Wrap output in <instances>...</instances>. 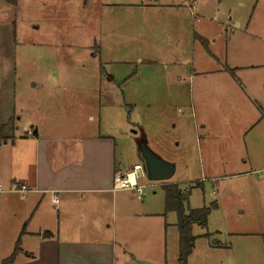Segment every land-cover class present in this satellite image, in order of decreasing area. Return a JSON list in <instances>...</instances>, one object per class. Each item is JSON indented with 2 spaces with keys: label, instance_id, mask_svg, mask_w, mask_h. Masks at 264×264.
Masks as SVG:
<instances>
[{
  "label": "rangeland",
  "instance_id": "374dc122",
  "mask_svg": "<svg viewBox=\"0 0 264 264\" xmlns=\"http://www.w3.org/2000/svg\"><path fill=\"white\" fill-rule=\"evenodd\" d=\"M149 1L169 0H18L14 6L5 4L13 9L17 24L15 94L44 104L50 102L54 110L50 109L48 120L54 121L57 131L83 127L113 136L118 167L139 162L134 152L143 139L157 156L175 162L169 179L149 180L145 175L139 180L144 186V198L152 197L155 191L160 200L164 198L162 184L177 182L182 189L190 188V207L215 201L217 208L211 211L206 227L197 224L192 227L196 240L189 264H264V184L258 188L257 183L264 177V169L255 170L264 161L262 149L257 146L260 141L255 138L254 145L248 144L256 130L248 136L240 134L238 121L243 109H231V104L223 110L217 94L208 93L210 100L207 94H198L199 84L213 79L207 75H190L188 52L186 58L154 53V44L166 37L168 12H161L160 20H150L144 12L135 10L134 15H127L126 10L113 7ZM173 1L182 5L186 20L192 18L196 26L199 20V26L209 34L247 29L261 32L264 37V0H194L192 5L187 0ZM125 21L127 27L133 23L128 30L124 28ZM100 43L104 46L102 51L97 49ZM261 45L264 55V42ZM200 47L196 44L194 61L203 60L205 67L214 66V58L199 50ZM103 59L113 62L105 63ZM101 64V82L94 87ZM254 64L260 66L237 75L256 79V84L251 82L250 91L264 98V61ZM52 65L58 71L55 76L36 73L37 66ZM178 76L181 81L174 88ZM222 79L228 78L224 75ZM38 80L44 83L43 88L40 82L31 86ZM90 96H100L101 100L98 102L96 98L93 103ZM202 97L204 100L198 107ZM191 103L196 106V118L190 115ZM88 113L93 120L88 119ZM42 118L39 117L41 122ZM210 130L230 138V147L226 146L224 151L215 137L206 134H212ZM225 152L231 162L229 172L248 174L229 176L214 183L207 180L212 173H222L219 161ZM196 182L201 185L195 186ZM154 219L153 225L157 223L161 227L164 220L168 228L164 234L162 230L160 233L161 242L163 236L166 241L165 246L160 244L159 256L163 257L165 251L166 263L176 264V215L170 212L161 220ZM171 224L175 225L174 230ZM205 233L208 235L204 236ZM7 235L0 228V260L14 246L12 241L8 242L5 251ZM123 250L118 248L117 258L126 252ZM155 250H150L153 256Z\"/></svg>",
  "mask_w": 264,
  "mask_h": 264
},
{
  "label": "crops",
  "instance_id": "0c3cea01",
  "mask_svg": "<svg viewBox=\"0 0 264 264\" xmlns=\"http://www.w3.org/2000/svg\"><path fill=\"white\" fill-rule=\"evenodd\" d=\"M5 4L0 0V125L11 118L14 120V131L8 135L9 139L0 141V186L3 189L0 191V228L8 232L7 240H4L5 251L8 242H15L25 224V234L21 237L23 252L17 256L14 264H167L165 251L163 257L159 256V248L162 244L165 246L166 241L163 236L161 242L160 233L161 230L163 234L168 230L165 227L167 223L163 220L164 224L160 227L151 221L152 218H164V198L159 200L156 192L152 191V197L144 198L143 193L144 199L138 200L131 191L112 188L113 175L131 166H117L114 137L83 127L76 131H57L54 121L48 120L51 110H54L50 102L44 104L15 94V57L19 42L14 11ZM113 7L126 10L122 14L127 15H134L135 10L144 12L149 14L150 20H160L161 12L170 14L165 19L166 37L154 44V53L185 57L188 52L190 75H207L213 79L200 83L198 94H217V102L224 105L223 110L231 104V109H243V116L238 121L239 133L248 136L256 130L248 144L254 145L255 138L260 141L257 146L262 149L264 161V118L260 116V109L264 110V98L250 91L253 89L251 82L256 84V79H243L237 75L240 72L242 75L247 68L260 66L254 63H263V49L260 47L264 37L261 32L237 29L209 34L203 26H199V20L198 27L192 24V18L186 20L182 5L173 0L116 4ZM127 23L125 21L124 28L128 30L133 23L128 27ZM117 29L120 30L119 26ZM202 40L206 41V46ZM198 43L201 46L199 50L214 58V66L209 68L204 66L203 60L200 63L194 61V50ZM103 48L102 43L97 46L101 51ZM37 67L36 73L43 72L47 77L58 73L55 65ZM102 71L101 64L95 74L94 87L101 82ZM224 75L227 80L222 79ZM176 79L174 88L180 84L181 77ZM39 82L33 81L31 86H37ZM39 86L43 88L44 83L40 82ZM209 96L207 98L210 100ZM90 98L93 103L96 98L98 102L101 100L100 96ZM203 100V97L198 100V107ZM189 107L190 115L196 118V106L191 103ZM37 116H43L42 122ZM87 117L94 119L90 113ZM204 127L201 126L202 129ZM210 131L212 134H206L215 137L224 151L226 146L230 147V138ZM198 144L200 147V141ZM134 154L139 160L138 148ZM225 154L220 155L219 161L222 173H212L206 177L207 180L214 183L229 176L248 174L229 172L231 162ZM159 157L175 168V162L165 156ZM261 169H264V165L255 168ZM257 183L261 188L264 177L259 178ZM14 184H25L28 191H10ZM53 197H57V204L53 203ZM171 225L174 230L175 225ZM118 248L126 251L120 255V259L117 258ZM153 248L156 249L155 256L150 251Z\"/></svg>",
  "mask_w": 264,
  "mask_h": 264
},
{
  "label": "trees",
  "instance_id": "16d2710c",
  "mask_svg": "<svg viewBox=\"0 0 264 264\" xmlns=\"http://www.w3.org/2000/svg\"><path fill=\"white\" fill-rule=\"evenodd\" d=\"M9 5H16L17 0H3ZM206 46V41L202 40ZM229 71L232 69L227 68ZM260 116L264 118V110L260 109ZM14 131V120L11 118L6 123L0 125V141L9 139L8 135ZM12 137V136H11ZM10 137V138H11ZM139 149V148H138ZM195 186H200V182L194 183ZM164 194V215L174 212L176 215L177 228V262L176 264H188V258L191 255L194 246L196 235L192 233V227L197 224L201 227H206L208 217L211 211L217 208V203L214 201L209 205H204L198 208H191L188 200L190 196V188L182 189L179 183H163L161 186ZM25 234V224L22 226L15 242L12 251L8 256L0 260V264H14L17 256L23 252L21 248V237ZM205 233L204 236H207ZM31 257V255H28Z\"/></svg>",
  "mask_w": 264,
  "mask_h": 264
},
{
  "label": "built area",
  "instance_id": "2783aa9c",
  "mask_svg": "<svg viewBox=\"0 0 264 264\" xmlns=\"http://www.w3.org/2000/svg\"><path fill=\"white\" fill-rule=\"evenodd\" d=\"M194 0H187L188 3H193ZM30 134V132H29ZM146 175L142 162H137L131 165L128 169L122 172H116L113 175V189L128 190L131 191L136 199L141 200L143 198L144 186L139 183V180ZM0 186V191H2ZM10 191L15 192H27L28 188L25 184H14L10 187ZM53 203L57 204V197H53Z\"/></svg>",
  "mask_w": 264,
  "mask_h": 264
},
{
  "label": "water",
  "instance_id": "95a60500",
  "mask_svg": "<svg viewBox=\"0 0 264 264\" xmlns=\"http://www.w3.org/2000/svg\"><path fill=\"white\" fill-rule=\"evenodd\" d=\"M138 146L140 150L139 160L142 162L146 172V177L149 180L165 181L173 175L174 166L152 152L147 147L144 139L139 142ZM139 264L150 263L142 262Z\"/></svg>",
  "mask_w": 264,
  "mask_h": 264
}]
</instances>
